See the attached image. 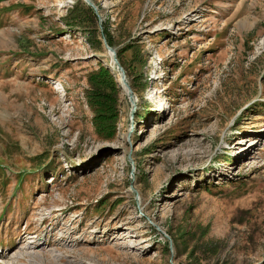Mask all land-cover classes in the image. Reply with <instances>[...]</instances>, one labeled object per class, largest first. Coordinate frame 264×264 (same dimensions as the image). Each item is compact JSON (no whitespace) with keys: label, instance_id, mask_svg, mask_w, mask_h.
Wrapping results in <instances>:
<instances>
[{"label":"rangeland","instance_id":"374dc122","mask_svg":"<svg viewBox=\"0 0 264 264\" xmlns=\"http://www.w3.org/2000/svg\"><path fill=\"white\" fill-rule=\"evenodd\" d=\"M87 1L0 0V264H264V0Z\"/></svg>","mask_w":264,"mask_h":264},{"label":"trees","instance_id":"16d2710c","mask_svg":"<svg viewBox=\"0 0 264 264\" xmlns=\"http://www.w3.org/2000/svg\"><path fill=\"white\" fill-rule=\"evenodd\" d=\"M65 23L71 25L69 21ZM87 78L90 88L85 91V97L94 111L92 122L97 131L105 130L109 134L116 116L114 102L116 101L117 86L109 71L104 67L93 70Z\"/></svg>","mask_w":264,"mask_h":264},{"label":"water","instance_id":"95a60500","mask_svg":"<svg viewBox=\"0 0 264 264\" xmlns=\"http://www.w3.org/2000/svg\"><path fill=\"white\" fill-rule=\"evenodd\" d=\"M85 1L88 3L87 0H85ZM98 21H99V20H98ZM103 44H104L105 49H106L107 52L109 53L112 62L116 64V67H117V69H118V71H119V77H120L121 83L123 84V86H124V88H125V90H126V94H127L128 98H129V100H130L131 102H133V100H132V95H131V90H130V88H129V85H128V84L126 83V81H125V77H124V74H123V70H122V68L120 67V65H119L118 62H117V59H116V56H115V50H114L112 47L108 46V45L105 43L104 40H103Z\"/></svg>","mask_w":264,"mask_h":264}]
</instances>
